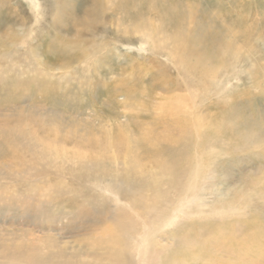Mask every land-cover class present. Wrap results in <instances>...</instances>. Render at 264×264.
<instances>
[{
	"label": "rangeland",
	"instance_id": "obj_1",
	"mask_svg": "<svg viewBox=\"0 0 264 264\" xmlns=\"http://www.w3.org/2000/svg\"><path fill=\"white\" fill-rule=\"evenodd\" d=\"M178 179L216 213L192 242L234 253L199 264H264V0H0V264L118 249L108 191L129 207Z\"/></svg>",
	"mask_w": 264,
	"mask_h": 264
},
{
	"label": "bare ground",
	"instance_id": "obj_2",
	"mask_svg": "<svg viewBox=\"0 0 264 264\" xmlns=\"http://www.w3.org/2000/svg\"><path fill=\"white\" fill-rule=\"evenodd\" d=\"M183 120L185 119L181 121L183 122ZM187 127L188 123L185 122L181 127L182 134L186 133ZM196 177L197 175L194 178ZM155 178L158 177L147 176L145 179L149 181ZM132 179L139 184L144 181L143 177H133ZM178 182L179 192H177V194H171L163 198V196H160L161 190L152 192V188H150L147 191L138 192L137 196H139V199H134L129 207H126V204L121 201V198H119L120 194L106 189V191L115 197L117 202L112 218L115 220L118 219V221L122 223L120 230L122 234L120 235L121 240L118 249L112 247V242L114 244V241L105 236L102 237V245L98 248L101 254H95L82 244L77 243L76 245L74 244L75 247L72 246L65 249L62 254H60V252L52 254L50 258L51 261L49 262L43 259L29 261V256L24 255L29 254L28 251L22 252L20 250H14V247L12 249L10 247L4 248L3 250L5 253L3 252V254H1L3 255L1 258L6 259L7 264H160V257L168 255L171 248L172 250L173 248H181L178 249V251L180 250L181 252L178 263L199 264L200 259H202L201 255H203L208 248L216 249L217 246H220L221 249L217 247L218 250L215 251L216 254L221 253L220 256H224L225 258L223 259H227L228 261L225 254L230 251L227 252L226 248L223 246L224 242H226V237L223 234L215 238L217 240V246L211 242L205 252L200 245L201 242L199 244L192 242L201 241L202 229L200 224L204 217L214 219V214L216 213H213L212 209L206 211L208 208L204 202L202 190L199 189V185L195 180L187 182L183 179H178ZM100 202H102V200L96 203L99 204ZM98 204H96L95 209L101 208ZM136 208L144 209L146 211L145 215H141ZM205 208L207 209L205 210ZM126 213H130L132 216L127 218L125 216ZM164 213L168 215H163ZM216 227L219 228V226ZM192 231L195 232V234H193ZM184 234L188 235V237L183 236ZM261 237L263 236H259L258 239ZM31 241L28 240L26 242L27 245L31 243L35 244L33 242L34 240ZM189 242L194 244L193 248L195 251H190V247H187ZM233 254V252L229 253L230 259L234 256ZM185 255L189 256L193 262L183 260V256ZM216 256L219 257L218 255ZM217 257H213V262L217 263ZM223 259L222 263L224 264L225 262ZM219 260L221 259L219 258ZM168 264L172 263L170 262Z\"/></svg>",
	"mask_w": 264,
	"mask_h": 264
}]
</instances>
